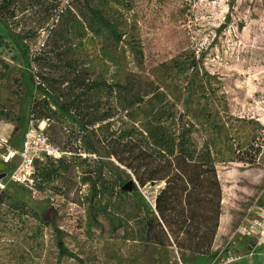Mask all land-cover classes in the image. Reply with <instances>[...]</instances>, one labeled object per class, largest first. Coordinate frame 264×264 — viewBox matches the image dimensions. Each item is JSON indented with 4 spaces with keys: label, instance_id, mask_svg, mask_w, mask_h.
I'll return each instance as SVG.
<instances>
[{
    "label": "rangeland",
    "instance_id": "374dc122",
    "mask_svg": "<svg viewBox=\"0 0 264 264\" xmlns=\"http://www.w3.org/2000/svg\"><path fill=\"white\" fill-rule=\"evenodd\" d=\"M90 1L116 25L121 41L104 29L97 35L82 22L89 19L82 18L84 0H12L11 25L18 32L30 30L32 39L24 40L30 57L48 49L42 45L51 28L58 31L54 74H65L66 63H71L91 81L119 82L144 98L159 90L181 111L184 75L177 69L195 59L208 82L193 96L187 115L214 142L219 160L221 215L212 246L217 255L182 254L144 242V213L134 194L122 193L126 172L112 176L107 171L123 167L106 148L97 155L86 152L76 122L68 118L60 126L52 115L50 126L45 119L36 126L62 149L63 160L38 163L39 172L51 174L40 185L8 184L0 190V264H264V242L255 244L254 237L237 232L264 206V0H128L122 11L104 0ZM11 32L0 22V111L7 116L0 119V158L21 141L30 124L29 106L39 96L30 79L38 81L39 65L48 57L41 52L39 63L25 69ZM112 98L102 90L89 101L104 113ZM124 114L117 109L114 118L101 124L128 121ZM98 160L105 164L101 170L107 190L94 199L90 185L97 178ZM86 171L93 172L84 183ZM129 176L153 208L161 184L140 188ZM50 207L58 214L45 222L43 214ZM59 242L71 256L61 254Z\"/></svg>",
    "mask_w": 264,
    "mask_h": 264
},
{
    "label": "trees",
    "instance_id": "16d2710c",
    "mask_svg": "<svg viewBox=\"0 0 264 264\" xmlns=\"http://www.w3.org/2000/svg\"><path fill=\"white\" fill-rule=\"evenodd\" d=\"M104 1L119 11L128 4V0ZM11 4L12 0H0V22L10 27V36L22 56L25 69H30L32 63H39L43 52L48 55L44 65H39L36 73L38 81L30 79L39 96H34L30 103L29 121H34L36 125L39 119H45L50 126L51 117L55 115L59 119L58 124L63 126L64 123L68 124V118L72 119L78 126V141L82 140L86 152L97 155L99 148L107 149V154L123 167V171H120L117 165H113L107 171L112 176L126 172L127 179L120 182L122 193L134 194L139 203L138 209L144 213L141 237L144 242L174 247L182 254L215 257L217 253L212 251V246L219 227L222 187L216 166L219 160L212 147L214 142L204 138L200 128L187 115L193 96L203 91L208 82L206 74L199 73L195 59L192 57L182 65L183 69L180 70L181 66L177 69L180 75H184L181 86L185 92L182 111L159 90L144 98L119 82L91 81L71 63H66L65 74L56 75L52 64L59 61L60 54L53 49V41L58 31L51 28L48 41L42 45L48 49L30 57L24 42L32 39L28 37L30 30L18 32L12 27L15 14ZM91 4L90 0H84L86 14L82 13V18L88 16L89 19L84 18L82 22L87 21L89 28L97 35L100 29H104L113 40L121 41L122 36L116 25ZM92 21L95 27L91 25ZM43 69L50 72L48 76ZM102 90L109 91L113 98L107 110L99 113V107L93 109L89 99L93 92ZM117 109L125 111L123 116L128 121H118L119 127H115L118 122L113 123L114 119L102 125V121L114 118ZM136 110H139L137 114H141L142 118L137 117ZM3 117L7 118L0 111V119ZM62 158H45L42 161L59 162ZM42 161H37L35 165V186L51 179L50 172L38 171V163ZM98 162L94 181L90 178L93 171H86L81 178L84 183L91 181L90 196L94 199L107 190L104 187L105 175L101 170L105 164ZM130 174L140 188L161 184L152 198L153 208L137 192ZM110 183L113 185L112 181ZM59 246L61 254L72 255L61 242Z\"/></svg>",
    "mask_w": 264,
    "mask_h": 264
},
{
    "label": "built area",
    "instance_id": "2783aa9c",
    "mask_svg": "<svg viewBox=\"0 0 264 264\" xmlns=\"http://www.w3.org/2000/svg\"><path fill=\"white\" fill-rule=\"evenodd\" d=\"M63 151L52 143L42 129L30 120L17 147H7L6 153L0 162L11 168L5 178L0 179V190L7 188L8 184L34 186V173L37 161L45 158L59 159ZM237 232L254 237L255 244L264 242V206L255 211L254 217L248 224L239 225Z\"/></svg>",
    "mask_w": 264,
    "mask_h": 264
},
{
    "label": "water",
    "instance_id": "95a60500",
    "mask_svg": "<svg viewBox=\"0 0 264 264\" xmlns=\"http://www.w3.org/2000/svg\"><path fill=\"white\" fill-rule=\"evenodd\" d=\"M5 173L0 174V178L4 177ZM58 214V211L54 207H50L45 211L43 214V220L44 221H53L54 216Z\"/></svg>",
    "mask_w": 264,
    "mask_h": 264
},
{
    "label": "crops",
    "instance_id": "0c3cea01",
    "mask_svg": "<svg viewBox=\"0 0 264 264\" xmlns=\"http://www.w3.org/2000/svg\"><path fill=\"white\" fill-rule=\"evenodd\" d=\"M0 137H2V135H0ZM3 137H4V136H3ZM20 142H21V141H20ZM20 142H19L17 145H12V146L17 147V146L20 145ZM1 164H3V163H1ZM3 166H4V168L7 169V170H4V171H2V172L0 171V174L5 173V176L2 177V178H0V179L5 178L6 175H7V174L10 172V170H11V168L7 167V165L3 164Z\"/></svg>",
    "mask_w": 264,
    "mask_h": 264
}]
</instances>
